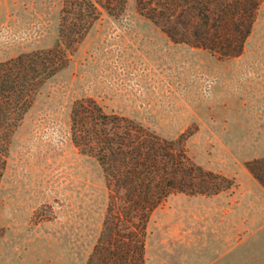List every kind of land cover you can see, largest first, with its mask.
<instances>
[{
	"label": "rangeland",
	"instance_id": "1",
	"mask_svg": "<svg viewBox=\"0 0 264 264\" xmlns=\"http://www.w3.org/2000/svg\"><path fill=\"white\" fill-rule=\"evenodd\" d=\"M63 0H0V62L53 48ZM184 135L191 160L234 183L218 196H171L152 214L147 264H264V1L242 56L176 44L129 0L105 15L40 90L11 138L0 180V264H87L109 191L71 137L74 103Z\"/></svg>",
	"mask_w": 264,
	"mask_h": 264
},
{
	"label": "trees",
	"instance_id": "2",
	"mask_svg": "<svg viewBox=\"0 0 264 264\" xmlns=\"http://www.w3.org/2000/svg\"><path fill=\"white\" fill-rule=\"evenodd\" d=\"M129 0H63L53 48L0 62V180L11 138L41 88L68 68L73 52L105 15H124ZM264 0H137L140 15L176 44L220 60L242 56ZM74 145L100 165L109 191L103 228L87 264H147L152 214L171 196H218L234 183L195 164L184 135L167 140L144 124L108 113L94 99L74 103ZM264 187V159L246 164Z\"/></svg>",
	"mask_w": 264,
	"mask_h": 264
}]
</instances>
